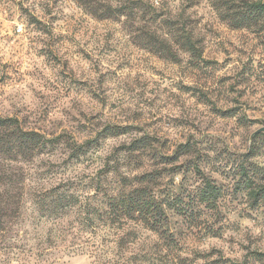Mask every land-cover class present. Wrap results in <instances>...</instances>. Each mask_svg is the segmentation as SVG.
Returning <instances> with one entry per match:
<instances>
[{"label": "rangeland", "instance_id": "obj_1", "mask_svg": "<svg viewBox=\"0 0 264 264\" xmlns=\"http://www.w3.org/2000/svg\"><path fill=\"white\" fill-rule=\"evenodd\" d=\"M0 114L46 137H97L78 159L58 146L26 167L34 189L73 176L82 212L49 221L26 201L0 264H264V199L249 194L264 190V27H231L210 0H0ZM105 126L124 133L98 137ZM143 134L147 152L125 149ZM105 162L153 172L158 194L193 206L191 223L173 218L176 248L99 218L96 180L118 185ZM197 170L220 189L215 210L195 201Z\"/></svg>", "mask_w": 264, "mask_h": 264}, {"label": "trees", "instance_id": "obj_2", "mask_svg": "<svg viewBox=\"0 0 264 264\" xmlns=\"http://www.w3.org/2000/svg\"><path fill=\"white\" fill-rule=\"evenodd\" d=\"M136 4L143 3V0H134ZM211 5L216 9L220 20L228 23L234 28H251L253 30L264 27V4L262 0H210ZM145 3V2H144ZM140 6V5H139ZM109 16L110 13H107ZM106 16V17H107ZM188 43L192 44L191 39L187 38ZM191 48L194 49L193 45ZM198 54V52H195ZM198 54V58L201 57ZM122 129V128H121ZM125 129V128H124ZM123 130V129H122ZM124 133L117 127L105 126L101 129L98 137L106 138L110 135ZM264 140V133H255L254 138ZM97 138V137H96ZM95 139H92L94 142ZM92 141L87 140L79 143L66 135H56L46 137L38 130L29 129L18 119V117L5 116L0 114V250L6 249L7 239H11L10 228L16 222L24 203L31 201L35 204V211L39 216L46 220L59 221L64 219L70 212L81 214L80 194H76L74 189L75 181L73 176L58 177V181L49 183V186L39 182L40 186L31 187L29 181L31 175L26 167L33 165L35 159L46 155L58 146L67 149L69 159H78L84 145H90ZM151 137L141 135L132 139L125 147L128 151L147 152L146 149L152 145ZM187 145L179 146V154L188 151ZM104 176L108 174L115 177L117 187L110 190L107 184L101 185L96 180L94 194L90 198L95 201L102 199L105 208L99 212L106 224L123 226L126 223H136L154 232L163 238L169 250H173L179 244V235L182 231V224L177 220L173 222L176 214L182 216V221L191 223L193 217V206L185 203L182 199H169V196L158 194L155 185L157 184L155 173L143 172L124 176L119 174L118 167L109 162L103 164ZM106 167V168H105ZM243 172L245 167H242ZM202 179L203 185L198 189L196 203L204 204L205 209L215 210L217 200L220 198V189L212 179H209L200 170H197ZM64 174V173H63ZM40 177L36 176V180ZM28 182V183H27ZM34 189V190H33ZM253 201L264 199V190L261 188L250 189ZM81 210V211H80ZM173 210V212L171 211ZM92 206L85 209L88 216L95 212ZM77 215V214H76ZM83 218V216H82ZM92 220V218H90ZM181 221V222H182ZM256 255L259 253L255 252ZM195 257H201L199 252ZM203 257V256H202ZM177 264H191L187 257L177 255ZM227 260L220 261L226 264ZM175 263V264H176ZM230 264V263H227ZM238 264V263H235ZM239 264H243L242 262Z\"/></svg>", "mask_w": 264, "mask_h": 264}, {"label": "water", "instance_id": "obj_3", "mask_svg": "<svg viewBox=\"0 0 264 264\" xmlns=\"http://www.w3.org/2000/svg\"><path fill=\"white\" fill-rule=\"evenodd\" d=\"M262 4H264V0H262ZM254 133H264V120L262 121V126L254 130Z\"/></svg>", "mask_w": 264, "mask_h": 264}, {"label": "built area", "instance_id": "obj_4", "mask_svg": "<svg viewBox=\"0 0 264 264\" xmlns=\"http://www.w3.org/2000/svg\"><path fill=\"white\" fill-rule=\"evenodd\" d=\"M17 30H18V31H21V30H22V28H20V27H17Z\"/></svg>", "mask_w": 264, "mask_h": 264}]
</instances>
